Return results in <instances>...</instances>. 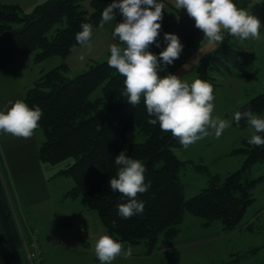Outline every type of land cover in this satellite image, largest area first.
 <instances>
[{
    "label": "trees",
    "instance_id": "1",
    "mask_svg": "<svg viewBox=\"0 0 264 264\" xmlns=\"http://www.w3.org/2000/svg\"><path fill=\"white\" fill-rule=\"evenodd\" d=\"M112 1L44 0L29 13H22L16 4L0 3V69L25 56H31L34 63L53 56L65 59L79 45L75 34L81 30V24L100 26L102 11ZM252 1L234 0L245 10ZM170 28L166 33L176 34L184 46L181 54L204 39L187 13L172 22ZM162 32L158 37L160 47L153 44L149 48L157 56L166 47ZM108 57L72 77L67 76L65 63L41 70L24 92L23 100L29 107L39 106L43 110L38 128L42 135L39 161L50 165L65 163L58 174L73 181L68 195L80 196L82 205L94 210L106 232L125 248L129 244H143L147 253H152L160 236L172 240L178 235L185 212L200 218L203 228L218 224L223 232L235 229L253 202L251 191L258 179L250 177V170L264 161V146L250 145L249 138L241 139L240 146L231 151L243 156L240 168L224 178L211 175L204 188L186 199L180 179L185 162L172 150L181 145L171 133L162 132L158 124L147 123L143 100L133 107L121 95L125 78L108 66ZM247 58L248 55L231 47L226 37L210 55L200 57L196 77L215 89L211 71H243ZM172 65L161 63L159 74L168 75ZM99 87L101 95L91 98ZM248 109L264 114V92L235 111ZM233 125L243 128L246 120L239 124L233 120ZM135 126L144 135L142 142L135 139ZM122 150L144 163L145 182L151 181L149 191L139 197L145 201L143 213L130 219L118 216L117 204L125 200L109 185L118 169L115 158ZM16 205L0 153V251L5 264H28L13 217Z\"/></svg>",
    "mask_w": 264,
    "mask_h": 264
},
{
    "label": "rangeland",
    "instance_id": "2",
    "mask_svg": "<svg viewBox=\"0 0 264 264\" xmlns=\"http://www.w3.org/2000/svg\"><path fill=\"white\" fill-rule=\"evenodd\" d=\"M257 3L258 0H253L246 10H250ZM23 5L20 7L22 13H29L32 10L26 3ZM226 37L231 47L248 55L247 65L243 71L234 69L230 73L210 72L215 87L214 115L231 123L221 138L216 139L213 134L187 149L182 146L172 148L174 154L185 162L180 171V179L186 199L204 188L211 175L224 178L240 168L243 156L231 154V151L240 146L241 139L250 138L252 130L247 121L243 128L236 127L233 125L232 117L236 108L251 97L264 92V32L258 41L251 39L241 41L225 32L224 39ZM161 39L164 40L163 37ZM218 44L208 46L205 40L195 43L196 47L185 50L169 68V74L177 75L189 82L196 79L195 68L200 56L210 55ZM87 52L88 49H81L73 56L74 63L67 76L72 77L85 70L82 68L83 70L76 72L84 63L79 57L83 55L85 59ZM184 65L188 67L185 69ZM245 73L251 75L247 77L243 75ZM96 95H101L100 87L91 98ZM257 115L264 117V114ZM133 132L136 141L142 142L144 135L136 126ZM64 164H46V175L51 177L48 180L50 198L47 201L34 207L25 206L22 210L17 205L12 209L28 264H47L46 255L51 264H100L94 251L95 242L99 236L110 234L106 232L96 212L82 205L80 196L68 195L73 187V181L68 176L58 174ZM250 177L258 179L251 191L253 202L235 229L223 232L218 224L205 229L200 226L202 222L200 218L184 213L180 225L184 232L188 231L196 237H206L218 227L222 237L219 236L216 244L208 239L179 248L197 249L193 252L179 255H166L160 252L161 248L173 246L172 244L176 242L174 240L181 232L180 229L172 240L160 236L152 253H147L143 244L134 245L131 257H117L112 264H264V161L251 167ZM59 219L70 220L55 224ZM33 238L36 240L35 248H31ZM222 241L223 244L219 245ZM51 243L67 245L68 248L58 249Z\"/></svg>",
    "mask_w": 264,
    "mask_h": 264
},
{
    "label": "clouds",
    "instance_id": "3",
    "mask_svg": "<svg viewBox=\"0 0 264 264\" xmlns=\"http://www.w3.org/2000/svg\"><path fill=\"white\" fill-rule=\"evenodd\" d=\"M177 10H186L195 21V27L202 31L208 46L224 41V33L238 40H260L261 21L253 13L240 8L234 0H173ZM119 10L122 22L116 23L112 38L119 41L109 46L107 64L124 77L122 96L133 107L143 100L149 125H159L162 132L171 133L179 144L187 149L196 142L214 134L220 139L231 126L229 120L214 115L213 85L208 81L194 79L191 82L174 74L161 76V63L172 65L179 59L183 44L176 34L164 33L166 47L157 56L149 51L151 45L160 47L158 37L162 29L165 5L160 0H113L101 14L100 27L115 20ZM93 27L82 23L75 34L82 48L91 49ZM81 61L84 56L79 57ZM188 65H184L186 69ZM43 110L39 106L29 107L23 99H16L0 108V134L15 138H31L40 127ZM232 119L239 124L247 121L252 134L248 143L264 146V117L251 109L235 111ZM118 166L116 175L109 185L125 202L117 204L118 216L123 219L142 214L145 201L139 199L149 191L151 181L145 182L146 167L121 151L115 158ZM115 225V221H113ZM94 251L100 264H112L120 256L129 258L132 246L127 249L123 243L105 234L98 237Z\"/></svg>",
    "mask_w": 264,
    "mask_h": 264
},
{
    "label": "crops",
    "instance_id": "4",
    "mask_svg": "<svg viewBox=\"0 0 264 264\" xmlns=\"http://www.w3.org/2000/svg\"><path fill=\"white\" fill-rule=\"evenodd\" d=\"M39 1L42 2L43 0H0V3L16 4L21 8L24 6L23 3H26L29 8H33V6ZM160 2L165 5L163 20L161 22V32L163 31L161 36L164 38V33H166L167 26H170L172 22L177 21L183 14L187 12L183 9H175L173 0H160ZM111 3H113V1ZM114 11L115 20L111 24H105L103 27L98 26L93 28L92 38L90 41L91 49H88L83 65H81V67L77 69L76 72H78V70H83L84 68L86 69L94 62H99L106 59L110 55L109 46L113 43L119 44L118 39L114 40L112 38V31L116 23L122 22L123 17L119 13L118 9ZM194 47H196V45L190 48L192 49ZM81 49L85 48L77 45L72 49L71 53L65 59L53 56L43 60L40 63H34L31 56H25L18 58L12 61L6 67L1 68L0 108L8 105L10 101L14 102L16 99H23L24 92L39 77L41 70H49L56 67L60 63H65L68 67V70H71L72 64L74 63L73 56ZM46 63H49V65ZM41 140L42 135L39 129H37L35 134L29 139L15 138L10 134H0V153L6 167L16 204L20 210H22L25 206L34 207L50 198L48 180L51 177L46 175V164L41 163L38 158V148ZM51 176L54 175L51 174ZM66 220L69 221L70 219ZM66 220L59 219L55 224H61L66 222ZM216 229L217 230H212L206 237H196L190 232H184L181 229L178 237L174 240L176 242L172 244L173 246L161 248L159 251L165 253L166 255H179L197 250H182L179 249L180 246H186L187 244H193L195 242L199 243L201 240L208 239H211L212 242L216 244V241L219 240V236L222 237V233L220 232L219 228L217 227ZM221 244H223V241L219 245ZM51 245L53 247H57L58 249H66L67 247V245L64 246L62 244L51 243ZM76 253L78 252L76 251ZM46 258L47 264H51L47 255ZM0 264H5L1 251Z\"/></svg>",
    "mask_w": 264,
    "mask_h": 264
},
{
    "label": "built area",
    "instance_id": "5",
    "mask_svg": "<svg viewBox=\"0 0 264 264\" xmlns=\"http://www.w3.org/2000/svg\"><path fill=\"white\" fill-rule=\"evenodd\" d=\"M254 6V5H253ZM252 9V10H251ZM250 10H247L251 13H253L254 15H256L260 21H261V29H260V33L264 32V0H258L257 5H255L254 7H252ZM36 240L33 238L32 242H31V248H35L36 247ZM33 256V255H32Z\"/></svg>",
    "mask_w": 264,
    "mask_h": 264
},
{
    "label": "water",
    "instance_id": "6",
    "mask_svg": "<svg viewBox=\"0 0 264 264\" xmlns=\"http://www.w3.org/2000/svg\"><path fill=\"white\" fill-rule=\"evenodd\" d=\"M167 30H168V31H171V28H170V26H167Z\"/></svg>",
    "mask_w": 264,
    "mask_h": 264
}]
</instances>
